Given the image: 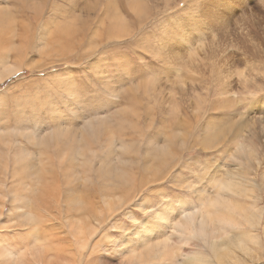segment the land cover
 <instances>
[{"label": "rangeland", "instance_id": "rangeland-1", "mask_svg": "<svg viewBox=\"0 0 264 264\" xmlns=\"http://www.w3.org/2000/svg\"><path fill=\"white\" fill-rule=\"evenodd\" d=\"M220 180L240 194L212 213L259 238L236 261L264 264V0H0V243L18 245L12 264H138L143 240L169 236L172 254L206 257L159 221L200 211L197 191L216 195ZM248 208L262 211L257 231Z\"/></svg>", "mask_w": 264, "mask_h": 264}, {"label": "bare ground", "instance_id": "bare-ground-1", "mask_svg": "<svg viewBox=\"0 0 264 264\" xmlns=\"http://www.w3.org/2000/svg\"><path fill=\"white\" fill-rule=\"evenodd\" d=\"M79 4V3H78ZM114 8V7H111ZM117 9V8H116ZM117 13V12H116ZM193 24V23H192ZM181 31V30H180ZM172 32V31H171ZM184 32V31H183ZM177 33V32H176ZM175 33V35H176ZM118 34V33H117ZM172 34V33H171ZM170 34V35H171ZM169 35V36H170ZM174 35V33L172 34V36ZM68 37V36H67ZM121 38V36L119 37ZM55 41V40H54ZM62 41V40H61ZM171 41V40H170ZM59 42V41H58ZM188 41H186L187 43ZM196 44V43H195ZM198 45V44H197ZM190 47V46H189ZM188 47V48H189ZM199 47V46H198ZM200 50V49H199ZM200 52V51H199ZM203 52V51H202ZM197 53V52H196ZM166 54V53H165ZM164 54V55H165ZM175 54V53H174ZM173 54V55H174ZM210 54V53H209ZM168 55V54H167ZM175 56V55H174ZM177 56V55H176ZM179 57L181 55H178ZM189 56V55H188ZM193 56V55H191ZM195 56V55H194ZM168 57V56H167ZM164 57L163 59H165L167 62L169 58ZM184 56H182L183 59ZM198 59V56L196 57ZM188 59V58H187ZM196 59V60H197ZM208 59V58H207ZM170 60V59H169ZM190 60V59H189ZM192 61V59L190 60ZM199 61V59H198ZM193 61L192 63H195ZM188 62V61H187ZM171 63V62H170ZM173 64V63H172ZM195 64H192L193 66ZM203 64L201 63V60L199 62L198 65H196L195 67H193V69L195 68H199L200 65ZM176 66H178L179 64H175ZM183 65V64H182ZM187 65V64H186ZM205 65V64H204ZM191 66V65H190ZM180 67V65L178 66ZM180 69H182V67H180L179 69H176L177 71H179ZM189 69V68H188ZM194 69V70H195ZM171 70V69H170ZM192 71V70H191ZM198 70H196L197 72ZM254 71V70H253ZM202 72V71H201ZM220 72V71H219ZM240 72V71H239ZM236 73V72H235ZM220 74V73H219ZM217 74V75H219ZM241 74V72H240ZM243 74V73H242ZM176 75V74H173ZM216 75V76H217ZM169 76V75H168ZM221 76V75H220ZM236 76V75H235ZM219 77V76H218ZM242 77V76H241ZM244 78V77H243ZM222 86V85H221ZM145 92V91H144ZM158 95V94H157ZM236 97L235 94L232 92L231 93V97ZM234 101V100H233ZM172 102V101H171ZM262 120V119H260ZM110 132V131H109ZM260 132V131H259ZM113 134V133H111ZM212 135V134H211ZM114 136V134H113ZM113 136H108L110 138H113ZM43 140V139H42ZM122 140V139H120ZM123 141V140H122ZM121 141V143H122ZM261 141V140H260ZM40 142V141H39ZM45 142V141H44ZM124 143L122 144H126L125 141H123ZM253 142V141H252ZM109 144L113 145V141L110 140ZM249 144V143H248ZM108 145V144H107ZM111 146V145H110ZM123 147V146H122ZM216 147V146H215ZM240 147V146H239ZM244 149L247 147L249 148V145H247L246 147L243 145L242 146ZM251 147V146H250ZM115 148V147H114ZM125 149H130L131 147L128 148V146L126 147L124 145ZM252 148V147H251ZM242 149V148H241ZM115 150L116 149H111L109 151L108 158L110 155L115 154ZM163 150V149H162ZM248 150V149H247ZM242 151V150H241ZM246 151V150H245ZM162 152V151H161ZM247 152V151H246ZM251 154L254 153V150L250 151ZM163 153V152H162ZM161 153V154H162ZM164 153L168 154L165 149H164ZM163 153V154H164ZM247 154V153H246ZM250 154V155H251ZM255 154V153H254ZM162 157V156H161ZM165 157V154H164ZM163 157V158H164ZM240 158V157H239ZM111 159V158H110ZM247 159V158H246ZM166 161V160H165ZM170 163V162H169ZM261 163V162H259ZM70 164V163H69ZM71 165V164H70ZM70 165H66L64 166V168L68 171V170H72V166ZM171 163H170V169L173 168V166L171 167ZM237 165L235 166V168L237 169ZM241 167V166H240ZM233 176V175H232ZM235 176V174H234ZM227 178H231V177H227ZM235 178V177H234ZM214 179V177L212 178ZM217 180V178H215ZM233 178H231L232 180ZM230 180V179H229ZM228 180H225V182ZM215 181H213L214 183ZM220 183L216 182L219 186V188H217V194L213 195L212 193L210 194H202L204 192H202V189L198 190L197 193L199 192V194L201 195V199H200V204L202 205V209L200 211L198 210H193L191 213L188 210H184L182 208V212L175 214V212L173 211V220L167 223H164L162 221H159L161 224H165L166 226L172 225L173 231L172 234L176 235L178 238V241L181 243H188L191 240H198L199 242H203L205 244V246H207L209 249H212V254L210 253H204L206 257L200 256L201 254L194 252V251H181V252H175V253H171V247H169V241L171 240V236L167 237V238H160V237H156L155 239L151 240L150 238L145 239L142 241V247L144 248V252L138 253V264H235L236 262L239 263L236 252L237 251H244L247 248V245L245 243V241L248 240V236L250 235L252 237V239L256 238L255 240H259V238L257 237V234H255V232L253 233H239V234H235L233 235L232 233L239 231L238 228H226L225 227V223L226 221L224 219H222L221 213L219 218L215 215V213H217V211H215V213H212V209L216 208L215 207V203H222V201L224 199H226V196H230L229 194L232 195H237L240 194L239 192H233L231 190V186L227 185L228 183L222 182L221 180L219 181ZM233 182H235V180H233ZM230 184L232 185V181H230ZM239 184V183H238ZM234 185V183H233ZM217 186V187H218ZM180 187V186H179ZM233 187V186H232ZM182 188V187H181ZM235 188V186L233 187ZM225 197V198H224ZM232 197V196H231ZM14 197H10V200L13 199ZM229 198V197H228ZM262 199V197H261ZM261 199H258L261 200ZM229 200V199H228ZM257 200V199H256ZM224 202V201H223ZM228 202V201H227ZM25 204V203H24ZM6 205V204H5ZM254 206L256 205L253 204ZM226 207V206H225ZM252 207V206H251ZM3 208V207H2ZM217 209V208H216ZM254 209V208H253ZM219 210V209H217ZM255 210V209H254ZM3 211V210H2ZM1 211V212H2ZM166 211V210H164ZM20 216L26 220H30V214L28 212V209L24 210L23 205L20 207ZM157 213V216L161 219L165 221V216L162 215L163 213L154 211ZM221 212V211H220ZM260 212L262 213V211H258V212H251L250 209L248 208L247 210L244 211L245 213V220L248 221V223H252L254 225H251L253 227V231H257V225L260 224ZM218 214V213H217ZM242 216V217H243ZM215 217H217L216 219H214ZM224 218V216H222ZM230 217V216H229ZM32 218V217H31ZM226 219V218H225ZM232 219V218H231ZM32 221V220H31ZM228 221V220H227ZM24 220L20 221V223L18 224L19 227L20 226H25L27 224H24ZM28 223V222H26ZM14 227V226H13ZM29 229V227H27ZM229 232H228V231ZM20 239L26 240L27 236L23 233L20 232ZM165 239V240H164ZM28 240V238H27ZM254 240V241H255ZM168 241V242H166ZM197 241V242H198ZM251 241V240H248ZM252 241V242H254ZM7 242V241H4ZM9 243V242H7ZM3 244L0 243V264H12L15 263L17 259L20 258V254L17 252V250L14 248V246H18L17 244H15L13 246V251L8 252L9 254L5 253L4 251L6 250L5 247H2L1 245ZM203 244V245H204ZM204 246V247H205ZM5 250H4V249ZM170 249V250H169ZM202 249V248H201ZM249 250H252L250 248H248ZM151 250H155L157 252L151 253ZM198 251V249H197ZM247 251V250H246ZM203 252V251H202ZM248 252V251H247ZM246 255V254H245ZM90 258H88L89 260ZM241 259V258H240ZM239 259V261H241ZM86 262V264L90 263V261ZM10 261V262H9ZM61 261V256L60 254L56 255H52V261L51 264H60ZM134 263H130V264H135ZM240 264V263H239Z\"/></svg>", "mask_w": 264, "mask_h": 264}]
</instances>
